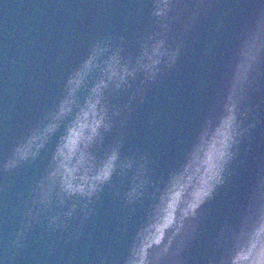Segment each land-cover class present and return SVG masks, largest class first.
<instances>
[{
    "label": "clouds",
    "instance_id": "9594fccd",
    "mask_svg": "<svg viewBox=\"0 0 264 264\" xmlns=\"http://www.w3.org/2000/svg\"><path fill=\"white\" fill-rule=\"evenodd\" d=\"M218 0H150L151 27L137 34L136 50L114 38L94 41L65 76L51 109L12 147L5 172L35 161L56 137L48 164L31 189L26 220L12 244L21 247L32 223L53 206L50 229H63L77 205H88L114 178L129 179L126 204L150 203L122 258L101 264H185V256L204 219L205 206L222 188L240 156L259 137L255 166L243 204L225 220L213 242L208 264H264V0H251L233 36L223 76L191 142L167 177L153 182L145 156H122V129L144 99L148 85L178 61L189 37L217 7ZM140 84L126 103L122 93ZM113 101H117L113 103ZM120 129L119 134L113 135ZM59 133V135H57ZM111 139L106 142V137Z\"/></svg>",
    "mask_w": 264,
    "mask_h": 264
},
{
    "label": "water",
    "instance_id": "95a60500",
    "mask_svg": "<svg viewBox=\"0 0 264 264\" xmlns=\"http://www.w3.org/2000/svg\"><path fill=\"white\" fill-rule=\"evenodd\" d=\"M250 3L218 0L177 63L148 85L143 101L134 105L122 129L121 155L147 157L153 182L167 177L190 144ZM150 6V0H0V264H101V256L113 261L126 253L150 203L151 187L142 202L126 204L129 179L114 178L116 187L105 186L88 205L87 218L77 205L65 228L50 229L47 217L67 210L53 206L32 223L22 246L15 247L12 241L31 206V189L48 164L56 137L35 161L8 172L2 165L17 141L53 107L65 76L94 41L112 37L118 45L123 37L126 51L136 50L137 34L151 27ZM139 84L134 81L119 102L126 103ZM258 143L259 137L249 152L241 147L226 184L205 206L185 264H208L214 255L221 225L244 202Z\"/></svg>",
    "mask_w": 264,
    "mask_h": 264
}]
</instances>
